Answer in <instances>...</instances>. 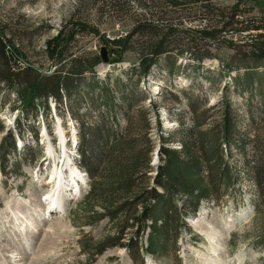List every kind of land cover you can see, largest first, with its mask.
Instances as JSON below:
<instances>
[{
	"label": "rangeland",
	"instance_id": "374dc122",
	"mask_svg": "<svg viewBox=\"0 0 264 264\" xmlns=\"http://www.w3.org/2000/svg\"><path fill=\"white\" fill-rule=\"evenodd\" d=\"M157 1L147 2L144 8L135 1L126 0L127 13L113 14L106 10L100 13V4L94 5L92 0H0V29H4L5 38L11 40L25 56L14 65L17 71L22 72L30 66L37 74L51 76L56 68L51 67L46 53L48 43L72 21H84L110 40L122 38L135 24L148 20L146 13L152 16L158 12L173 19L162 21L155 18L156 24L163 27L184 24L188 29L199 30L204 26L203 20L197 18L199 12L196 9L191 11L190 8L175 19V10L169 8L165 0H161V3ZM212 2L223 8L239 7L244 13L239 15V21L250 18L253 26H259L264 21V0ZM260 33L251 30L243 35L237 33L232 39L229 35L226 40L233 41L236 49H231L228 43L212 44L211 58L205 59L202 67L196 66L197 60L186 54L176 61L174 76L158 65L150 78L140 83H137L136 75L124 73L131 71L138 60L135 52L126 53L122 56L123 62L120 61L122 63L117 66L96 69L98 85L87 87L94 77L85 74L78 80L79 89L74 83L71 84L72 96L67 97L63 92L61 100L56 102L50 99L46 103L48 109H42L36 117L19 109L16 89L20 87L11 83V88L0 79V125L3 127L0 128V145L11 138L16 141L15 151L12 148L5 155L0 151V264H135L123 244L137 235V229H125L123 222H136L143 205H139L138 210L130 207L118 213L114 223L107 220L92 223L96 221L89 216L88 209L95 203L91 201L88 204L86 200L91 179L80 165L79 145L76 146L77 137L80 142V125L85 124L89 128L95 126L97 129L103 123V118L108 121L105 109L100 105L103 97L99 89L108 86L116 92L119 82L124 86V96L127 97L124 101L121 98L122 89H118L116 102L123 108L120 112L126 111L127 104L133 106L127 117L119 112L120 127L138 126L128 134L138 136L143 144H149L152 167L150 182L156 177V169L161 163L162 145L180 147L179 143L170 144L168 136H176L179 129L194 126L193 118L202 130H210L220 126L229 105L241 132L249 133L250 146L245 153L228 151L229 148L224 147L228 155L232 152L225 159L238 179L232 191L224 193L223 189H219L218 194L223 199L219 204L202 203L197 217L185 220L191 231L182 228L179 252L162 260L148 256L144 259L145 264H264V176L257 186L247 174L250 170L248 163L253 168L264 164V96L259 93L262 68L251 67L255 70L254 77L242 74L238 84L231 78L224 81L220 76L223 64L240 65L245 58H255L245 53L243 45L253 43ZM140 41H143L142 37H135L132 44ZM188 41L180 38L178 43L171 41V46L180 49ZM104 46V40L99 37L80 35L72 45L70 54L72 58L81 54L95 56ZM71 57L66 59V65ZM248 60L245 63L251 62ZM246 79L252 81L251 97L246 91H242L244 96H240L239 89L245 86ZM184 95L191 99L195 111L191 110ZM140 108L146 110L144 118L137 115ZM18 121L31 132L26 130L23 134L17 126ZM49 148L55 151L53 155L49 154ZM56 157L60 161H56ZM68 160L71 168H77L82 173L87 184L80 183V191L62 201L61 215L51 214L52 207L44 202L57 189V182H49L57 168L58 171L65 169ZM66 174L70 177L68 172ZM76 193L80 195L75 197ZM69 199L74 200L68 202ZM85 204H88L87 207ZM106 210L99 204L95 207L97 212ZM197 219L200 227L210 224L219 232L230 225V234L226 239H221L218 254L214 253L209 240L200 234L199 226L194 227L193 220ZM28 220L30 226L26 224ZM143 242L146 243V238ZM141 263L139 261L138 264Z\"/></svg>",
	"mask_w": 264,
	"mask_h": 264
},
{
	"label": "trees",
	"instance_id": "16d2710c",
	"mask_svg": "<svg viewBox=\"0 0 264 264\" xmlns=\"http://www.w3.org/2000/svg\"><path fill=\"white\" fill-rule=\"evenodd\" d=\"M92 1L94 5L100 4L98 9L100 13L104 10L113 14L127 13L126 0ZM132 1L146 8L147 2L154 3L157 0ZM160 1L157 2L161 3ZM165 2L169 8L175 10L173 15L175 19H179L190 8L191 11L193 8L196 9L200 15L197 18L203 20L204 26L199 30L188 29L184 24H180L179 27L171 25L163 27L157 25L154 19L167 21L172 18L168 19L158 12L152 16L146 13L149 16L148 20L135 24L134 28L122 38L110 40L102 36L100 30L83 23V20V22L72 21L48 43L46 53L52 63L51 67L56 68L51 76L37 74L30 66L22 72L17 71L14 65L25 59V56L11 40L5 38L4 29H0V79L11 88L13 83L20 87L16 89L20 101L19 109L24 110L27 115L36 117L42 109H48L46 103L50 99L53 98L56 102L61 100L63 92H66L67 97L72 96L71 84L74 83L79 89L78 80L85 74L88 73L94 77L93 82L87 84V87L98 85L95 79V67L101 63L100 58L97 56L86 58L83 54L75 55V58L71 57L72 45L77 42L80 35L91 34L103 39L110 50V55L114 56V63L122 61L124 54L135 52L137 62L131 71H124V73L136 75L137 83H140L141 80L146 82L158 65L170 76H174L177 71L176 61L184 58L186 54H190L197 60L196 66L202 67L204 60L211 58L210 45L219 42L228 43L231 49H236L235 43L227 42L226 37L231 35L232 39L237 33L243 35L252 30L262 33L253 40V43L247 42L243 46L246 49L245 53L254 55L255 58L250 60L245 58L240 65L236 62V65L223 64L220 76L224 81L225 78H231L238 84L242 74L245 77H254L255 70L251 67L262 68L259 93L264 96V21H261L263 23L259 26H253L254 23L250 18L239 21V15L244 14L239 7L223 8L215 5L212 0H165ZM179 12H181L180 15ZM135 37H142L143 41L132 44ZM180 38L189 41L180 49L171 46V41L177 42ZM69 57L71 59L66 65L65 61ZM246 60L251 62L245 63ZM21 76H23L22 79L19 78ZM250 77L248 79H251ZM248 79L245 86L239 89L241 97L244 96L242 91H246L248 97L252 96V81ZM247 82L250 83L247 84ZM169 83H171L170 80ZM117 88L122 89L121 98L124 101L127 100L124 96V86L120 82ZM118 89L116 92L111 91L108 86L99 89L103 97L100 105L104 107V114L108 121L106 122L103 118V123L98 126L101 132L95 126L89 128L85 124L80 125V142L75 135L76 146L79 145L80 165L91 179L90 192L86 200L89 201L88 204L91 201L95 203L88 209L89 216L96 221L92 223L105 220L114 223L117 221L115 217L119 215L118 213H123L130 207L136 209L139 205H143L140 212L137 211L136 222L135 220L132 224L129 220L127 224L123 222L125 229L129 227L137 229V235L123 245L129 250V255L135 264L139 261L145 264L144 259L148 256L154 260H162L179 252L178 241L182 228L191 231L185 224V220L196 218L202 203L218 202L219 204L220 200H223L218 194L221 189L224 193L232 191L238 179L230 163L225 159L228 154L224 151V147L229 148L228 151L238 150L239 153H245L249 148L248 145L250 146L249 133L241 132L229 105L225 107L224 119L220 126L210 130H202L193 118L194 126L185 130L179 129L176 136H168L170 144L179 143L180 147L172 148L162 145L161 163L156 169V177L153 182H150L151 148L149 144L141 143L138 136L128 134L132 128L138 126L120 127L119 112L123 108L116 102ZM184 96L191 110L195 111L191 99ZM131 110L133 106L127 104L126 111L124 110L123 114L120 113L123 117H127L128 111ZM138 110H141L137 112L138 116L144 118L147 115L144 108ZM111 122L113 124L110 125ZM17 126L23 134L28 130L23 128L20 121L17 122ZM0 128L3 127L0 125ZM15 144V138L7 142L4 140V143L0 145V151L4 155L12 148L15 151ZM248 167L250 172L248 171L247 174L258 186L264 176V164L253 168L248 163ZM121 202L123 203L119 204ZM88 204H85L86 207ZM98 204L107 210L95 211ZM112 206L114 208H111ZM120 231H123V228H120ZM144 238H146L145 244Z\"/></svg>",
	"mask_w": 264,
	"mask_h": 264
},
{
	"label": "bare ground",
	"instance_id": "6f19581e",
	"mask_svg": "<svg viewBox=\"0 0 264 264\" xmlns=\"http://www.w3.org/2000/svg\"><path fill=\"white\" fill-rule=\"evenodd\" d=\"M62 132V136H63ZM65 139H67L66 135L64 136ZM75 140V139H74ZM66 141H64L65 144ZM49 154L53 155L55 153V151L51 148H49ZM70 160H68L67 166L65 167V169H62L61 171L55 170V172L52 175V180L49 182V184H57V189L54 191V193L52 195H48L46 202H44L45 204H49L50 207H52V212L55 214H59L57 211L58 209H63L62 206V201H64L65 199H67V196H71L73 195V193L75 192H79V185L80 183L85 182V178L82 175V173L77 170L76 168H71L70 164H69ZM65 171V172H64ZM66 172H68L70 174V177L66 174ZM67 192H70V194H68ZM72 198V196L70 197ZM62 211V210H61ZM37 213H39V210L37 209L36 211ZM63 212V211H62ZM51 213V211H50ZM51 213V214H53ZM194 221V227L197 228L200 224L199 223V219L193 220ZM29 220L28 222H26V224L28 226H30L29 224ZM212 224V223H211ZM230 226V225H229ZM229 226H224L223 230L221 232L215 230L210 224L205 225L203 227L199 226V232L201 235H203L204 237H206L209 242L211 243V246L213 248L214 253L218 254V252L221 250V246H220V241L221 239H223L225 237H228L230 234V227ZM23 227V225H22ZM31 228V227H29ZM23 230V229H20ZM20 230H18L20 232ZM21 233V232H20ZM27 244V243H26Z\"/></svg>",
	"mask_w": 264,
	"mask_h": 264
},
{
	"label": "water",
	"instance_id": "95a60500",
	"mask_svg": "<svg viewBox=\"0 0 264 264\" xmlns=\"http://www.w3.org/2000/svg\"><path fill=\"white\" fill-rule=\"evenodd\" d=\"M237 35V34H236ZM235 35V36H236ZM84 55V54H83ZM86 58H92V57H99L100 60H101V63L98 64L96 67H95V70L98 69V68H102L104 66H117L119 63H122V62H113V58L111 59V56H110V50L107 48V46H104V47H100V54L99 55H95V56H89V55H84ZM114 57V56H113ZM75 58V57H74ZM76 73H75V78H76ZM48 156V155H47ZM76 156V155H75ZM56 161H60V158L59 157H56L54 158ZM73 201V199H69L68 202H71ZM63 213V212H62Z\"/></svg>",
	"mask_w": 264,
	"mask_h": 264
}]
</instances>
